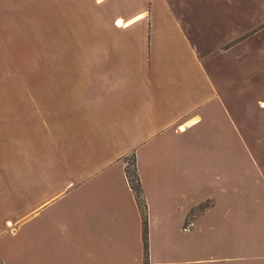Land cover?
Masks as SVG:
<instances>
[{"label":"crops","instance_id":"0c3cea01","mask_svg":"<svg viewBox=\"0 0 264 264\" xmlns=\"http://www.w3.org/2000/svg\"><path fill=\"white\" fill-rule=\"evenodd\" d=\"M108 1L49 0L48 35L74 38L49 42L44 85L29 80L40 149L0 141V261L264 264V83L229 53L241 39L212 45L162 2L124 17ZM18 2L0 0V47L17 40Z\"/></svg>","mask_w":264,"mask_h":264},{"label":"rangeland","instance_id":"374dc122","mask_svg":"<svg viewBox=\"0 0 264 264\" xmlns=\"http://www.w3.org/2000/svg\"><path fill=\"white\" fill-rule=\"evenodd\" d=\"M26 1L18 2L17 40L0 47V91H5L4 96L0 92V141L3 143L1 147H7L6 152L13 147V152L22 157L32 149H40L37 146L40 144L42 132L43 88L39 93L37 91V94L31 92V75L36 76L35 81L43 86L46 80L47 45L49 42L71 43L74 38H67L66 41V35L54 36L52 32L48 35L49 0H36L35 4ZM116 1L119 5L117 14L124 17L141 6L149 9L152 6L158 7L159 2L175 9L174 14L183 13L177 12L176 8L186 9L185 14L194 31L191 35L204 36L212 45L237 42L241 39L239 45L229 53L232 57H235V54L244 56L250 65L247 71L258 74L260 83H264V0ZM109 3L113 1L109 0L108 5ZM77 5L80 8L77 7L75 11L72 9L76 17L86 13V9L81 7L83 4L77 1ZM72 11L63 14L69 15L70 18ZM31 12H34V17L29 20ZM58 13L60 14V10ZM55 23L56 29L65 32L67 28L69 31L70 26L67 27V22L60 20L59 16ZM33 25L34 34L31 31ZM81 28L80 22H73V30L78 31ZM135 30L137 27L133 31ZM93 41L95 42L94 38ZM75 43L87 45V39L78 37ZM216 47L215 53L219 51V46ZM33 154L35 155V152Z\"/></svg>","mask_w":264,"mask_h":264},{"label":"trees","instance_id":"16d2710c","mask_svg":"<svg viewBox=\"0 0 264 264\" xmlns=\"http://www.w3.org/2000/svg\"><path fill=\"white\" fill-rule=\"evenodd\" d=\"M128 162H127V167L125 169L126 175L128 177L129 183L131 185L132 190L134 191L137 201L139 203V207L143 212V215L145 214L144 211V201L142 198V189H141V182L139 179V176L136 172V164H135V158L134 156H131ZM0 264H2V262L0 261Z\"/></svg>","mask_w":264,"mask_h":264}]
</instances>
